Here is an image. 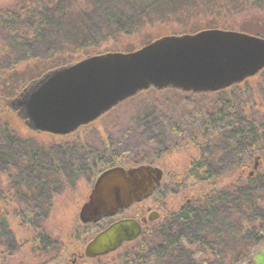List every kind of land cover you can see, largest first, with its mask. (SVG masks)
Returning a JSON list of instances; mask_svg holds the SVG:
<instances>
[{"label": "trees", "instance_id": "obj_1", "mask_svg": "<svg viewBox=\"0 0 264 264\" xmlns=\"http://www.w3.org/2000/svg\"><path fill=\"white\" fill-rule=\"evenodd\" d=\"M23 1L6 11L0 9V28L6 32L7 51L19 53L15 60L5 51L8 62L1 68L14 71L15 64L25 61L32 73L25 83L50 68L83 58L107 38L154 22L148 16L161 5V0ZM255 1L262 0H225L226 4L214 9L228 4L237 8L241 2L246 6ZM22 4L25 5L20 9ZM258 74L256 88H239L236 84L228 91L210 93L165 89L202 98L200 120L195 119L190 133L184 134L200 154L190 162L187 179L183 181H205L212 177L217 163L232 171L264 152V113L258 109L264 106V69ZM20 82L13 86V92L18 91ZM136 120L140 128L137 125L134 133L142 136L147 146L146 154L138 157L136 163H152L168 147L171 134L181 132V126L163 124L150 110L139 114ZM69 145H56L61 149L43 144L34 147L28 139L20 138L8 125L0 123V169L6 172L9 189L15 192L20 218L38 232L42 243H49L40 222L47 216L53 195L73 185L82 175L93 176L96 155L83 153L80 144L72 148ZM157 188L158 196L169 192L166 184ZM142 235L122 264H242L247 258L250 261L254 250L264 246V175L259 179H236L223 188L212 187L163 216Z\"/></svg>", "mask_w": 264, "mask_h": 264}, {"label": "rangeland", "instance_id": "obj_2", "mask_svg": "<svg viewBox=\"0 0 264 264\" xmlns=\"http://www.w3.org/2000/svg\"><path fill=\"white\" fill-rule=\"evenodd\" d=\"M20 1L25 2L23 0H0V9L4 8L3 11H6V8ZM79 1L81 3L83 0ZM222 4H226L225 0H161V5L150 4L156 6L148 16V19L154 22L147 23L134 32L121 33L116 37L107 38L99 43L97 48L88 50L86 55L126 52L138 49L164 35H180L210 28L238 30L264 37V0L252 2L251 5L247 3L246 6H242L243 3L241 2L237 8L228 4L223 5L220 10L214 9ZM23 5L25 4L19 6L20 9L23 8ZM5 35V30L0 28V123L8 125L20 138L28 139L35 145L34 147L38 144H43L46 147L54 145L55 148L59 147L56 145L72 144L74 146L80 144L83 153L93 152L96 155V160L95 165L92 166L93 178H78L73 185L66 186L53 195L47 216L40 222L43 233L49 237L47 238L49 243H42L38 240V232L20 218L18 204L14 197L15 192L12 189H6L5 179L8 177L6 172L0 169V264H44L52 262L57 264H122L123 256L128 252L130 245H123L115 252L105 256L84 260L77 258L73 262L74 258L82 252L85 243L98 229L81 224L78 213L81 205L88 198L95 177L99 175L101 170L118 165L121 163L119 159L122 160L124 166L148 164V161H137L138 163L135 161L138 157H143L146 154L147 146L145 141L141 139L142 136L134 133L138 125L136 117L147 110L153 111L154 116L158 120L161 119L163 124L168 126L175 124L182 128L180 127V135L171 134L172 140L170 142L168 139V147L160 152L151 164L163 172L161 185H168L169 192L163 196H158L156 191L153 197L135 205L137 207L129 212L138 210L141 213L142 210L149 208L151 212L159 213V218L154 222L156 223L166 214L175 212L187 201L197 199L198 195L208 192L212 187L223 188L236 179H249L250 177L259 179L264 175L263 152L243 164L241 163L239 168L232 171H230L231 169L228 170L227 167L225 168L223 163L221 165L217 163L215 168L213 167L212 177L205 181H183L187 179L186 172L190 162L200 154L195 146L189 144L184 134L190 133L193 122L200 117L201 110L199 108H201L202 103H199L202 98L183 95L180 92H170L165 89L149 88L140 91L133 96L134 98L126 99L101 115L96 121L82 126L68 135H53L29 129L18 116V113L8 106V102L20 93L24 86L29 85L25 81L32 73L31 70H27L28 66H26L25 61L15 64L14 71L1 68L4 63L8 62V56L4 54L9 49L5 46ZM52 36L56 37L57 35ZM7 53H11L15 60L19 57L17 51H7ZM63 65L67 64L54 68ZM259 75L237 83V87L256 88V82L260 79ZM19 80H21V84L15 93L12 88L19 84ZM230 89L231 86L226 88L227 91ZM258 109L264 113V106L258 107ZM138 127L140 128V125ZM72 145H69V148H72ZM13 152L18 155L17 150H13ZM116 154H119L120 158H112ZM255 157H258L256 162ZM103 159L108 162L102 163ZM143 237L144 235L140 240ZM137 241L138 239L131 245L135 246ZM259 248L255 249L254 252ZM247 261L248 258L242 264H247Z\"/></svg>", "mask_w": 264, "mask_h": 264}, {"label": "water", "instance_id": "obj_3", "mask_svg": "<svg viewBox=\"0 0 264 264\" xmlns=\"http://www.w3.org/2000/svg\"><path fill=\"white\" fill-rule=\"evenodd\" d=\"M262 69L263 36L222 28L203 29L164 35L132 51L92 54L54 68L32 80L8 106L33 131L67 135L140 91L170 88L217 92ZM161 177V169L150 164L114 166L100 172L80 207V222H97L141 201ZM156 214L152 212L148 219H154ZM139 232L136 221L114 222L86 244L84 255H104L123 241L133 240ZM247 264H264V246L252 254Z\"/></svg>", "mask_w": 264, "mask_h": 264}, {"label": "flooded vegetation", "instance_id": "obj_4", "mask_svg": "<svg viewBox=\"0 0 264 264\" xmlns=\"http://www.w3.org/2000/svg\"><path fill=\"white\" fill-rule=\"evenodd\" d=\"M262 71V70H261ZM260 71V72H261ZM97 120V119H96ZM96 120H94V121H96ZM93 121V122H94ZM92 122H90V123H88V124H86V125H89V124H91ZM82 126H85V125H82ZM82 126H80V127H82ZM80 127H78V128H80ZM77 128V129H78ZM76 129V130H77ZM75 130V131H76ZM74 131V132H75ZM74 132H72V133H74ZM71 134V133H70ZM68 135V134H67ZM90 151H91V149H90ZM112 158H114V159H118V158H120V155L118 154H116V155H113V157ZM112 160V159H111ZM120 161H121V163H119L118 165H114V166H122V167H124V168H130V167H133L132 165H130V166H124V165H122V160L121 159H119ZM106 162H108V161H105L104 159H103V161H102V163H106ZM148 164H152V163H148ZM93 165H95V163H93ZM111 165H113V164H111ZM114 166H109V167H107L106 169H108V168H111V167H114ZM137 166V165H136ZM154 166V165H153ZM106 169H103V170H101L100 172H102V171H104V170H106ZM99 172V173H100ZM92 175L93 176H90V177H88V178H93L94 177V174L92 173ZM83 177H87V176H85V175H82V176H80V177H78V178H83ZM161 178H163V172H162V177ZM95 179H96V177H95ZM95 179H94V181H95ZM93 180V179H92ZM5 181H6V189L8 190V188L10 187L9 185H10V182H9V179H5ZM90 181V180H89ZM94 181H93V184H94ZM162 184V179L160 180V183L155 187V189H153L151 192H150V194L146 197V198H144V199H142L141 201H139V202H134V203H132V204H130L128 207H126V208H124V209H119L114 215H112V216H104V217H102L99 221H97V222H94V223H88V224H83V225H85V226H87V227H91V228H98L97 230H96V232L92 235V237L85 243V245H84V248H83V250H82V252H80L78 255H77V257H75L74 258V260H73V262L74 261H76V259L77 258H79V259H82V260H84V259H93V258H98V257H101V256H105V255H107V254H109V253H111V252H115L116 250H118L119 248H121L123 245L124 246H126V245H130L129 247H128V252L123 256V258H125V256L133 249V247L134 246H132L131 245V243L132 242H135L137 239H139V237L141 236V234H143L144 233V231H145V229L147 230V229H149L150 227H152L155 223V220L156 219H158L159 218V213L158 214H156V215H154L153 216V218L154 219H152V220H149L148 219V216L152 213L150 210L151 209H149V208H147V209H145V210H142L141 211V213L140 212H138V210H135V212H129L131 209L132 210H134V208H136L137 206H135V205H139L140 203H142V201H144V200H146V199H149V198H151V197H153L154 196V194H155V192H156V190L158 189L157 187H159L160 185ZM93 186V185H92ZM92 188V187H91ZM89 195V194H88ZM82 206V205H81ZM80 210V209H79ZM121 220H133V221H136V222H138L139 223V225H140V232H139V234L133 239V240H127V241H123L121 244H120V246L118 247V248H116V250H113V251H110V252H108V253H106V254H104V255H99V256H95V257H87V256H85L84 255V250H85V246H86V244L98 233V232H100V231H102V230H104L105 228H107L110 224H112V223H114V222H117V221H121ZM82 224V223H81ZM124 260V259H123ZM44 264H49V263H44ZM50 264H57V263H50Z\"/></svg>", "mask_w": 264, "mask_h": 264}, {"label": "bare ground", "instance_id": "obj_5", "mask_svg": "<svg viewBox=\"0 0 264 264\" xmlns=\"http://www.w3.org/2000/svg\"><path fill=\"white\" fill-rule=\"evenodd\" d=\"M162 179V178H161ZM116 250V249H115Z\"/></svg>", "mask_w": 264, "mask_h": 264}]
</instances>
